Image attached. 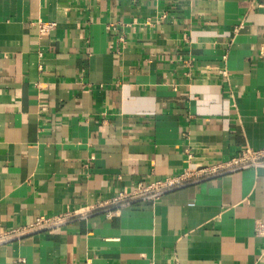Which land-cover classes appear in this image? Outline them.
I'll list each match as a JSON object with an SVG mask.
<instances>
[{"label": "crops", "instance_id": "crops-1", "mask_svg": "<svg viewBox=\"0 0 264 264\" xmlns=\"http://www.w3.org/2000/svg\"><path fill=\"white\" fill-rule=\"evenodd\" d=\"M246 147L264 149L253 0H0V232ZM258 221L262 167L2 246L0 264H264Z\"/></svg>", "mask_w": 264, "mask_h": 264}, {"label": "built area", "instance_id": "built-area-1", "mask_svg": "<svg viewBox=\"0 0 264 264\" xmlns=\"http://www.w3.org/2000/svg\"><path fill=\"white\" fill-rule=\"evenodd\" d=\"M166 1L171 2L172 0ZM253 3L256 8L264 7V0H253ZM38 25L39 31L42 34L48 33L56 27L55 23L39 22ZM110 29L114 32L116 25L111 24ZM259 167L264 168V149L253 150L246 147L237 157L215 165L197 167L193 171L186 170L182 175L169 177L164 180L149 183L139 182L131 191H121L112 200L99 205L68 209L64 214L52 217L40 215L32 223L0 232V247L10 245L39 233L55 232L71 223L86 219L94 214L104 213L106 216H111L133 203L156 201L170 192L189 185L220 177L227 173ZM255 231L258 237L264 238V223L258 221Z\"/></svg>", "mask_w": 264, "mask_h": 264}]
</instances>
